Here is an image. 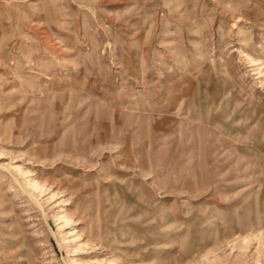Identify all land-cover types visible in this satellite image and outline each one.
Returning <instances> with one entry per match:
<instances>
[{"label": "rangeland", "instance_id": "374dc122", "mask_svg": "<svg viewBox=\"0 0 264 264\" xmlns=\"http://www.w3.org/2000/svg\"><path fill=\"white\" fill-rule=\"evenodd\" d=\"M0 264H264V0H0Z\"/></svg>", "mask_w": 264, "mask_h": 264}, {"label": "bare ground", "instance_id": "6f19581e", "mask_svg": "<svg viewBox=\"0 0 264 264\" xmlns=\"http://www.w3.org/2000/svg\"><path fill=\"white\" fill-rule=\"evenodd\" d=\"M255 65H256L255 61H252V66H255ZM28 196H29V198L33 199V195L32 194H29Z\"/></svg>", "mask_w": 264, "mask_h": 264}]
</instances>
